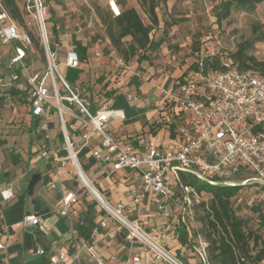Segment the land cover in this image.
I'll return each instance as SVG.
<instances>
[{
	"label": "built area",
	"instance_id": "obj_1",
	"mask_svg": "<svg viewBox=\"0 0 264 264\" xmlns=\"http://www.w3.org/2000/svg\"><path fill=\"white\" fill-rule=\"evenodd\" d=\"M35 5L53 82L55 84V74H58L72 96L71 102L79 106L80 115L76 119L83 125H89L92 131L81 137L80 149L87 146L91 137L96 135L98 146L92 152L94 159L111 166L112 172L127 170L131 174L132 202L128 211L142 215L150 202L165 218L177 215L178 223L184 227L188 237L195 240L200 255L209 264L208 243L199 231L195 216V206L205 200V193L187 183L185 178L212 187L258 185L264 189V77L239 72L230 62L224 63L221 70L205 71L200 60L198 71L189 73L164 91L163 103L173 105L177 114L174 120V137L170 134L174 140L172 147L159 146L156 136L124 144L110 135L107 127L116 121L125 123V111L106 107L95 113L90 111L89 105L80 97L77 89L59 73L60 63H57L55 52L51 53L48 46L44 21L40 14V0H35ZM108 8L114 16L121 14L116 0H109ZM0 41L8 46L10 53L7 65L0 59V91L20 89L21 80L24 79L31 88L32 115L36 119H45L47 108L55 100L54 106L61 117L63 134L65 132L66 150L79 174L77 153L80 149L75 152L67 133L58 90L54 85L53 95L44 80L29 71L26 49L32 45V39L29 34L20 32L1 10ZM62 65L70 69L80 68L78 53L68 51ZM128 100L139 102L138 98L132 96ZM42 128L49 130L48 125ZM46 138L51 140L48 134ZM42 157L58 160L52 148L43 151ZM246 172L251 174L249 178L244 177ZM238 175L241 178H236ZM81 179L83 180L82 177ZM13 197L14 190L11 186L0 188V198L9 201ZM75 200L74 193L66 195L63 199V215L68 213L70 204ZM102 204L110 215L127 226L129 240L146 243L158 258L180 264L160 245L152 242L137 223L123 217L125 205L113 209L106 203ZM23 225L38 226L42 232L48 233L37 216L26 217ZM102 226L105 227V223ZM107 245L110 246L109 243ZM2 249L3 245L0 244V251ZM88 250L96 264H104L95 249ZM38 253L44 255L45 251L41 249ZM67 258L66 253H61L58 258L51 257L50 263L60 264ZM133 264L142 263L134 258Z\"/></svg>",
	"mask_w": 264,
	"mask_h": 264
},
{
	"label": "rangeland",
	"instance_id": "obj_2",
	"mask_svg": "<svg viewBox=\"0 0 264 264\" xmlns=\"http://www.w3.org/2000/svg\"><path fill=\"white\" fill-rule=\"evenodd\" d=\"M31 1L35 0H19L20 5L25 8V20L27 28L31 30L38 38L41 44L44 39L40 27V18L35 7L30 6ZM96 0H83L82 6L78 10L69 24V31L77 32V36L82 42L91 45L88 53L87 61L82 63V73L77 75L76 71L62 65L64 63L65 51H60L58 42L56 41L55 57L57 63H60L58 71L63 76H68L69 80L78 78V83L74 86L77 93L82 99H85L91 108L96 110L102 107L110 108L113 99L108 95L114 91L117 96L124 99L123 107L129 109L125 112L127 122L125 130L130 135H139L142 133L144 139L153 138V134L148 133L151 126L162 124V128L156 131L157 144L163 148H170L174 144V140L170 137L169 126L173 117L163 105L164 91L167 89L168 83L174 82L185 71H187L194 63L203 58L220 56L223 60L228 59L230 54L236 51L238 44L250 38L253 34V27L260 24V30L264 32V2L257 5L252 13L234 9L231 15L218 22L214 16V9L221 2L226 0H156L158 7L156 9L158 15V24L153 26L150 38L153 41L163 40V44L154 50H148L145 55L148 60L139 62L138 55L143 52L138 51L135 57L129 61L116 51L107 37L104 18L109 13L107 6L99 5ZM109 0H106L108 4ZM123 9L135 8L145 25H150V15L148 14V4H144L142 0H117ZM236 1V0H232ZM42 7L40 14L43 21L48 20V9L44 0L40 1ZM45 25V33L47 42L51 35V22ZM19 30L26 32L18 24ZM54 41V40H53ZM124 41L129 42L130 38ZM71 49H74L71 48ZM32 53L27 55V66L31 73H36L45 82V85L53 93L58 90L61 106L64 111L65 123L72 118H78L79 106L75 102H71L72 96L64 87L58 74H55V84L53 77L49 72L48 59L45 54L43 56L33 47ZM254 55L259 61L264 62V42H258L255 45ZM9 48L0 41V58L8 64ZM189 70L188 74L194 72ZM24 81V80H23ZM142 85V86H141ZM140 86L142 87L140 90ZM22 93L7 92L0 97V156L5 161L10 160V155H16L28 149L31 134L32 118L30 113V86L26 83ZM136 97L139 102L129 101L128 97ZM49 106L55 107L54 102ZM67 101L69 107L62 103ZM39 127L48 125L50 131H46L50 137L62 131V122L59 112L49 110L45 119H39ZM53 128L51 129V126ZM121 123L109 124L107 131L116 139H121L123 130L118 128ZM122 126V125H121ZM76 132V137L72 136L73 148L77 152L82 146L81 137L84 134L92 133L89 125H83L77 121L72 127ZM52 130V131H51ZM68 133V130H67ZM38 134V133H37ZM69 135V133H68ZM125 139L127 137H124ZM121 139V140H125ZM96 135L92 137L90 143L98 144ZM65 144V148H66ZM3 159V160H4ZM251 174L246 172L245 178H249ZM236 178H241L239 175ZM201 185L196 182L195 186ZM258 185L245 188L238 195V204L244 206L243 214L251 216L249 204L251 199H256L258 203ZM258 191V192H257ZM211 195L204 194L205 199H209ZM264 210V206H262ZM253 229L258 230L264 237V228L259 227L257 216L253 217Z\"/></svg>",
	"mask_w": 264,
	"mask_h": 264
},
{
	"label": "crops",
	"instance_id": "obj_3",
	"mask_svg": "<svg viewBox=\"0 0 264 264\" xmlns=\"http://www.w3.org/2000/svg\"><path fill=\"white\" fill-rule=\"evenodd\" d=\"M95 2L108 8L106 0L92 3ZM46 3L49 12L47 21L58 31L60 51H65V55L68 51H75L71 49L74 47L73 39L81 41V38L68 28L72 15L82 6L83 0H47ZM81 43L89 45L87 42ZM91 49L90 45L88 53ZM23 80L20 89L0 91V97L7 92L22 93L27 90ZM77 83L78 80L75 85ZM49 110L52 111L51 106L47 108V116ZM30 113L32 124L28 149L10 155L11 159L6 161L0 156V188L11 186L14 190L13 199L5 201L0 198V218L4 222L0 259L5 264H51V257L58 258L61 253H66L68 258L60 264H96L88 250L93 248L104 264H133L134 258H138L142 264H172L158 258L146 243L128 239L127 226L110 215L84 183L69 153L64 154L66 148L60 143L58 134L52 135L49 140L46 131H41L40 120L32 115L31 98ZM49 126L53 128L52 124ZM124 127L123 123L117 127V130H123L121 139L127 137L125 140L117 139L119 142L125 144L140 138V134L130 135ZM51 148L58 160L42 157V152ZM83 173L106 204L113 209L125 205L123 217L137 223L152 242L160 245L180 264H206L195 240L190 239L184 227L178 223L177 215L165 218L150 202L142 215L128 211L132 202L130 188L133 182L129 171L112 172L111 166L96 161ZM68 193H74L76 200L70 204L68 213L63 215V199ZM29 216L39 217L48 233L42 232L38 226L23 225L24 219ZM102 223H105V227ZM41 249L45 251L44 255L38 253Z\"/></svg>",
	"mask_w": 264,
	"mask_h": 264
},
{
	"label": "trees",
	"instance_id": "obj_4",
	"mask_svg": "<svg viewBox=\"0 0 264 264\" xmlns=\"http://www.w3.org/2000/svg\"><path fill=\"white\" fill-rule=\"evenodd\" d=\"M41 1V0H40ZM45 4L47 0H44ZM144 4H148V14L150 15V25H145L139 16L135 8L123 9L120 6L121 14L114 16L111 11L104 18V24L106 27V34L112 47L120 53L125 61H129L132 57H135L138 51L143 52L138 55V61L142 62L148 60V56L145 52L148 50H154L163 44V40L153 41L150 38V34L153 30V26L158 24V15L156 9L158 3L156 0H142ZM264 0H226L217 5L214 9V16L218 22L227 19L234 9L241 10L247 13L255 11L258 4L263 3ZM35 7L33 1L29 4ZM47 7V5H45ZM0 10L5 12L9 19L17 26V24L26 30L23 33L29 34L32 39V45L26 49V55L34 52L33 47L43 56L45 60V47L41 44V39L38 38L31 30L27 28L25 14L26 10L20 5L19 0H0ZM50 13L52 10L49 8ZM45 25H48V21H44ZM18 27V26H17ZM19 29V27H18ZM20 31V30H19ZM22 32V31H20ZM48 36V33H46ZM130 38V41L126 43V38ZM54 40V41H53ZM56 41L58 42V31L54 27H51V35L48 38V46L51 53L56 50ZM258 42H264V32L260 30V24L253 27V34L250 38L246 39L242 43L238 44L235 52L230 54L228 59L223 60L220 56L216 55L211 58L206 57L201 59L204 65V70H221L224 68V63L230 62L232 67L243 73H250L252 75H258L264 77V62L259 61L254 55L255 45ZM74 50L78 53L79 59L82 63L87 61L88 50L90 45H83L81 41L76 38L73 39ZM27 61V58H26ZM199 70V61L194 63L185 73L178 77L174 82L168 83L166 87L174 85L178 80L183 79L188 75L189 70ZM76 74L82 73L81 69H73ZM66 81L75 86V82L65 77ZM110 99H113V103L110 109H120L128 112L129 109L123 107L124 99L119 97L111 91L108 95ZM64 106L69 107V103L64 101ZM165 109L169 112L170 117H173L172 123L169 126V131L172 137H174V129L176 119V110L173 105L164 104ZM53 112L58 110L51 106ZM89 109L92 113L97 110ZM80 115V111H78ZM78 120L72 118L66 128L69 133L70 141L73 143L72 135H76L77 131H73L72 127ZM164 123V120H163ZM162 122H158L157 125L151 126L148 133L156 136V131L162 128ZM36 126V124H34ZM58 139L60 143L65 147V137L63 131L58 133ZM139 139H144L142 133ZM135 139L133 142H137ZM98 144L90 143L79 150L77 153V159L81 164L82 170L87 172L92 166L96 164V160L92 156L93 150ZM65 155H68L67 150L64 151ZM185 181L195 186L197 182L194 179L185 178ZM255 185L247 186H230V187H212L209 185L201 184L195 186L198 191L211 195L209 199H205L201 204L195 206V216L199 225V231L204 240L208 243V262L209 264H264V237L256 229H253V217L257 216L259 221L258 228H264V189L259 188L258 203H255L256 199H251L248 202L251 216L244 215V206L238 204V195L245 188ZM4 234V222L0 218V239ZM0 264H5L0 259Z\"/></svg>",
	"mask_w": 264,
	"mask_h": 264
},
{
	"label": "water",
	"instance_id": "obj_5",
	"mask_svg": "<svg viewBox=\"0 0 264 264\" xmlns=\"http://www.w3.org/2000/svg\"><path fill=\"white\" fill-rule=\"evenodd\" d=\"M64 136H65V132H64ZM77 163V161H76ZM77 167H78V170H79V174L80 176L83 178L84 182L87 184V186L89 187V189L92 191V193L100 200L101 203H105L103 201V199L100 197V195L98 194V192L91 186V184L88 182V180L86 179L83 171L81 170L80 166L78 165L77 163Z\"/></svg>",
	"mask_w": 264,
	"mask_h": 264
}]
</instances>
